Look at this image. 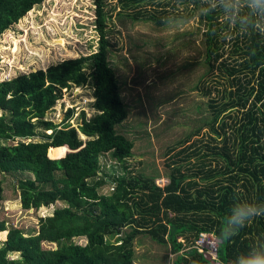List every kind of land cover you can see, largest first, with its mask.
<instances>
[{"label": "trees", "instance_id": "trees-1", "mask_svg": "<svg viewBox=\"0 0 264 264\" xmlns=\"http://www.w3.org/2000/svg\"><path fill=\"white\" fill-rule=\"evenodd\" d=\"M44 1L0 0V35ZM118 1L115 16L133 22L164 27L162 17L200 20L205 71L196 90L208 101L203 120L208 130L172 154L163 187L154 177L128 172L133 143L116 130L128 111L110 61L112 15L108 0H91L96 51L0 81V174L31 176L17 180L24 210L63 205L38 219L37 232L24 238L17 259L1 246L0 264H135L134 239L143 234L171 253L186 249L177 254L180 264H210L191 247L202 232L219 240L218 264H230L264 235L262 215L231 239H219L234 204L264 202V30L241 34L218 10L202 14L201 0ZM88 84L94 116L81 112L76 128L68 123L71 110L60 125L46 119L63 90ZM107 154L123 173L112 178L113 191L101 195L107 182L100 159ZM5 230L0 221V234ZM22 235L12 228L7 241ZM81 237L83 244L74 242ZM44 242L55 249H43Z\"/></svg>", "mask_w": 264, "mask_h": 264}, {"label": "rangeland", "instance_id": "rangeland-1", "mask_svg": "<svg viewBox=\"0 0 264 264\" xmlns=\"http://www.w3.org/2000/svg\"><path fill=\"white\" fill-rule=\"evenodd\" d=\"M108 3L107 9L112 15L108 22L112 41L110 61L128 111L126 120L117 125L116 130L133 143L126 167L132 176L154 177L155 183L163 187L172 154L189 141L204 136L208 130L203 123L208 117V101L196 90L205 71L201 22L194 18L164 27L133 22L129 17L115 16L120 6L118 0H108ZM112 8L115 11H111ZM93 19L91 0H45L34 7L0 35V81L33 70H45L62 59L96 51L98 38ZM59 39L63 42L61 45L56 43ZM92 96L90 84L63 90L62 98L47 113L46 119L60 125L71 110L68 123L76 128L81 112L87 119L95 115ZM199 127V135H194ZM187 136L190 138L183 144ZM54 156L61 157L62 152L55 151ZM100 167L107 182L100 194L107 195L115 188L112 178L123 171L108 154L100 159ZM20 178L31 179V176L0 174L3 186L0 221H4L7 228L0 234V247H7L11 260L19 257L24 238L37 232L38 219L63 206L56 203L37 211L22 209L17 189ZM12 228L23 232L14 242L7 241L8 230ZM74 242L83 244L85 239L75 238ZM133 245L135 264H180V255L168 258V247L146 234L137 236ZM42 246L46 250L56 247L46 242Z\"/></svg>", "mask_w": 264, "mask_h": 264}, {"label": "clouds", "instance_id": "clouds-1", "mask_svg": "<svg viewBox=\"0 0 264 264\" xmlns=\"http://www.w3.org/2000/svg\"><path fill=\"white\" fill-rule=\"evenodd\" d=\"M204 15L218 10L241 34L264 30V0H201ZM173 18L162 17L163 24L174 23ZM264 34V32H262ZM264 215V202L244 201L234 204L224 218L219 239L226 241L256 217ZM230 264H264V235L253 239L246 250L238 252Z\"/></svg>", "mask_w": 264, "mask_h": 264}, {"label": "built area", "instance_id": "built-area-1", "mask_svg": "<svg viewBox=\"0 0 264 264\" xmlns=\"http://www.w3.org/2000/svg\"><path fill=\"white\" fill-rule=\"evenodd\" d=\"M113 188L111 189V192ZM219 240L214 234L202 232L191 246L199 254L204 255L210 264H218Z\"/></svg>", "mask_w": 264, "mask_h": 264}, {"label": "crops", "instance_id": "crops-1", "mask_svg": "<svg viewBox=\"0 0 264 264\" xmlns=\"http://www.w3.org/2000/svg\"><path fill=\"white\" fill-rule=\"evenodd\" d=\"M186 251V249H184V250H182L181 252L179 251L178 253H171L170 251H169V249H168V253H170V254H168V258H173L174 256H176L177 254H181V253H184Z\"/></svg>", "mask_w": 264, "mask_h": 264}, {"label": "water", "instance_id": "water-1", "mask_svg": "<svg viewBox=\"0 0 264 264\" xmlns=\"http://www.w3.org/2000/svg\"><path fill=\"white\" fill-rule=\"evenodd\" d=\"M33 71H36V70H33ZM50 150H53V149H50Z\"/></svg>", "mask_w": 264, "mask_h": 264}]
</instances>
